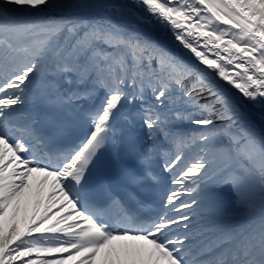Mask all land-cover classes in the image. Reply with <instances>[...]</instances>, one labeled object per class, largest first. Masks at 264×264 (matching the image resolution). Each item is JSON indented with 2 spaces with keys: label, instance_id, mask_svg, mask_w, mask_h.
<instances>
[{
  "label": "snow or ice",
  "instance_id": "1",
  "mask_svg": "<svg viewBox=\"0 0 264 264\" xmlns=\"http://www.w3.org/2000/svg\"><path fill=\"white\" fill-rule=\"evenodd\" d=\"M0 264H264V0H0Z\"/></svg>",
  "mask_w": 264,
  "mask_h": 264
}]
</instances>
